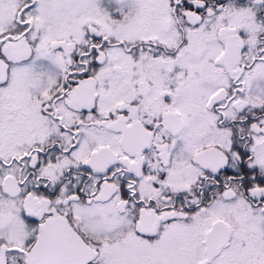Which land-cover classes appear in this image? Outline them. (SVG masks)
I'll list each match as a JSON object with an SVG mask.
<instances>
[{"label":"snow or ice","instance_id":"1","mask_svg":"<svg viewBox=\"0 0 264 264\" xmlns=\"http://www.w3.org/2000/svg\"><path fill=\"white\" fill-rule=\"evenodd\" d=\"M0 264H264V0H0Z\"/></svg>","mask_w":264,"mask_h":264}]
</instances>
